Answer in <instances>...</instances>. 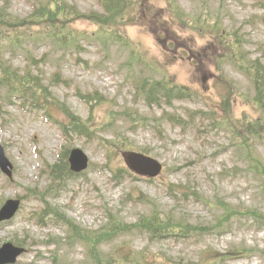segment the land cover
<instances>
[{"label": "rangeland", "instance_id": "1", "mask_svg": "<svg viewBox=\"0 0 264 264\" xmlns=\"http://www.w3.org/2000/svg\"><path fill=\"white\" fill-rule=\"evenodd\" d=\"M45 2L0 0V22L12 21L0 29V67H9L6 80L0 76V144L14 166L12 178L0 170V207L22 199L15 218L0 223V247L12 242L27 249L14 264L90 262L88 249L68 242L65 225L44 216V209L97 229L90 237L111 245L97 253L113 262L133 259L120 264H264V182L250 169L258 161L249 155L251 149L264 161V95L258 99L248 67L231 60L264 63L259 2L139 0L135 24L116 27L105 44L101 36L85 38L79 48L42 37L51 33L46 29L29 36L34 25L45 26L33 24ZM65 2L71 12L61 16L65 29L78 37L98 32L92 22L102 13L96 0ZM77 12L81 17L74 19ZM225 36L232 44L225 45ZM26 71L43 87L19 84L17 73ZM139 78L173 81L194 94L150 108L136 97ZM19 88L42 101L47 90L48 108L24 102ZM132 112L143 123L133 122ZM72 117L88 122L97 137L65 135L61 125ZM98 137L110 142L109 167ZM75 147L88 154L89 168L66 183L51 182L48 166L61 158L65 163L63 153ZM128 150L157 158L163 172L155 178L136 174L123 157ZM169 185L186 196L167 191ZM107 211L119 223L116 233L110 223L102 226ZM156 217L171 221L177 234H150Z\"/></svg>", "mask_w": 264, "mask_h": 264}, {"label": "trees", "instance_id": "2", "mask_svg": "<svg viewBox=\"0 0 264 264\" xmlns=\"http://www.w3.org/2000/svg\"><path fill=\"white\" fill-rule=\"evenodd\" d=\"M100 6L102 7V13L97 14L96 18L93 19V23L96 24L99 27L98 32L95 33V36H101L98 37L101 39L102 44L106 43V40L109 36L113 35L115 32H117L118 26H126L130 23L135 22V15H130L132 9L139 3V0H97ZM46 11L43 12L44 15L39 14L38 18L33 20V24H37V21H42L45 26H36V30L34 32H30L29 36L35 38L36 35L40 34L41 32H44V30H49L51 33H42V37H54L57 36L60 40V44L62 46H81L80 41L84 40L85 38H91L93 35H87L82 33L81 37H78V35L75 32H72L69 29H65L63 27V23L66 22V20L62 19V17L67 18L66 13H71L66 6L65 0H46ZM39 7V6H38ZM35 10V9H34ZM37 10V8H36ZM39 11V10H37ZM34 13L32 14V16ZM78 17H81V13H76V16L74 19H77ZM2 17V13H0V18ZM12 21H2L0 22V29L2 31V27L4 26H11ZM23 25V24H20ZM33 26V27H34ZM4 30V29H3ZM31 31V30H30ZM122 36V35H121ZM18 38H23L22 36ZM127 41V40H126ZM77 42V43H76ZM1 50V48H0ZM35 59H31L32 62H34ZM244 59L237 60L238 66L240 68L248 67L247 74L251 77L256 90L258 91V95L260 98L262 95H264V65L259 60L251 61L250 65L243 64ZM8 68L4 65L0 67V76L6 80V76L9 75ZM23 75H20L17 73L16 78L20 81L19 84H21L23 87L28 86V84L35 85L36 87H39L42 85L37 81H32V71H26L22 73ZM36 78V77H35ZM36 80V79H35ZM34 88V89H35ZM137 92L139 95L143 97V99L148 103V105L153 106H161L162 103L165 104H171L174 100H180V99H187L191 96L190 91H186L181 86L174 85L171 82L167 81H148L147 79L139 80L136 82L135 86ZM18 92L26 97L30 96L34 98L35 92L32 93L29 89H20ZM47 90L43 91L44 96H48ZM98 100V99H97ZM35 101L40 102V99H38V95H35ZM133 113V112H132ZM134 121H140L143 119L137 117L139 115L137 112L133 113ZM174 121L178 122L177 117ZM71 124L74 126L73 129L74 132L81 133L83 135L91 133L89 124L86 121H80L79 119H72ZM250 157H253V159H257V163H253V168L250 167L254 171H260V179L264 182V161L254 153V151H251L249 149ZM112 155V152H111ZM56 168H58V165L54 167V174H57L59 176V172H57ZM183 193L182 191H180ZM186 195V193H185ZM225 210H227L225 207H223ZM243 211H247V213H250L251 211L247 208H243ZM244 213V212H243ZM156 217L152 222V228L149 230L151 233H155L158 231V233H163V236L165 233L168 232H175L174 228L176 226L173 225L171 221H168L166 223H162L160 219H157ZM119 223L116 221L113 223L111 228L109 230L113 232H117V230L120 229ZM80 234V233H78ZM129 254V252H127ZM126 253V254H127ZM127 258V257H126ZM93 263L92 264H116L114 262H103L101 261L100 257H92ZM131 261L132 259H128Z\"/></svg>", "mask_w": 264, "mask_h": 264}, {"label": "water", "instance_id": "3", "mask_svg": "<svg viewBox=\"0 0 264 264\" xmlns=\"http://www.w3.org/2000/svg\"><path fill=\"white\" fill-rule=\"evenodd\" d=\"M130 166L136 171L156 176L162 169V165L155 159L137 153H130L127 156ZM71 167L74 171H82L88 166V157L81 149H74L70 155ZM0 166L4 171L11 175L8 169L9 161L4 155L3 148L0 146ZM19 200H9L0 211V220L10 219L19 208ZM24 251L22 248L15 247L11 243H6L0 248V264H7L16 261V258Z\"/></svg>", "mask_w": 264, "mask_h": 264}]
</instances>
